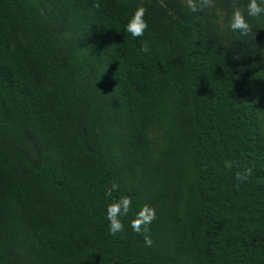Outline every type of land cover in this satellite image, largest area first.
<instances>
[{
	"label": "trees",
	"instance_id": "trees-1",
	"mask_svg": "<svg viewBox=\"0 0 264 264\" xmlns=\"http://www.w3.org/2000/svg\"><path fill=\"white\" fill-rule=\"evenodd\" d=\"M96 2L0 0V264H264V19ZM112 183L151 246L108 234Z\"/></svg>",
	"mask_w": 264,
	"mask_h": 264
},
{
	"label": "clouds",
	"instance_id": "clouds-1",
	"mask_svg": "<svg viewBox=\"0 0 264 264\" xmlns=\"http://www.w3.org/2000/svg\"><path fill=\"white\" fill-rule=\"evenodd\" d=\"M94 7H99V3L94 0ZM184 6L187 11L196 13L203 11L212 6V0H184ZM146 9L142 4H137L131 11L124 25L123 31L130 34L133 38H140L147 29L145 19ZM249 19H264V0H246L243 8L240 6L233 7L228 19L227 27L232 32L239 33L240 36H247L252 31ZM140 51L148 53L150 51L149 42L144 40L140 43ZM226 167L231 164L226 162ZM245 174L237 173L238 180L246 178ZM118 185L112 183L104 189L106 203L104 205V219L107 222V231L109 235H117L124 231V219L128 218V227L132 232L143 236L145 245L151 246L152 241L148 235L149 225L156 217V209L144 203L136 209H131L133 203L131 197L126 194L114 195ZM131 211V216L129 215Z\"/></svg>",
	"mask_w": 264,
	"mask_h": 264
}]
</instances>
